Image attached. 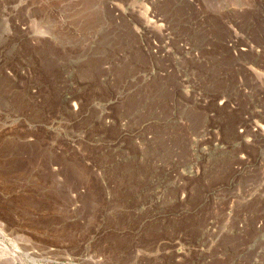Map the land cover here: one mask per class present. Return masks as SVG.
<instances>
[{
	"label": "rangeland",
	"instance_id": "obj_1",
	"mask_svg": "<svg viewBox=\"0 0 264 264\" xmlns=\"http://www.w3.org/2000/svg\"><path fill=\"white\" fill-rule=\"evenodd\" d=\"M0 264H264V0H0Z\"/></svg>",
	"mask_w": 264,
	"mask_h": 264
},
{
	"label": "bare ground",
	"instance_id": "obj_2",
	"mask_svg": "<svg viewBox=\"0 0 264 264\" xmlns=\"http://www.w3.org/2000/svg\"><path fill=\"white\" fill-rule=\"evenodd\" d=\"M0 229H1V223H0Z\"/></svg>",
	"mask_w": 264,
	"mask_h": 264
}]
</instances>
